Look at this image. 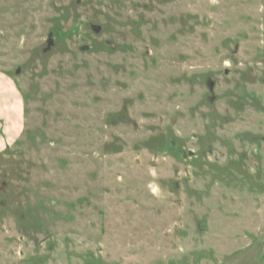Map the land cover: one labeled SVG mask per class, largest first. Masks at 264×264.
<instances>
[{
	"label": "rangeland",
	"instance_id": "rangeland-1",
	"mask_svg": "<svg viewBox=\"0 0 264 264\" xmlns=\"http://www.w3.org/2000/svg\"><path fill=\"white\" fill-rule=\"evenodd\" d=\"M0 72V264H264V0H0Z\"/></svg>",
	"mask_w": 264,
	"mask_h": 264
},
{
	"label": "crops",
	"instance_id": "crops-1",
	"mask_svg": "<svg viewBox=\"0 0 264 264\" xmlns=\"http://www.w3.org/2000/svg\"><path fill=\"white\" fill-rule=\"evenodd\" d=\"M24 119L22 95L11 78L0 72V148H6L16 140Z\"/></svg>",
	"mask_w": 264,
	"mask_h": 264
}]
</instances>
